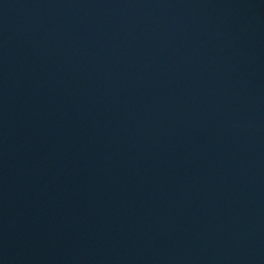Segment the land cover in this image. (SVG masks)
<instances>
[{
    "label": "water",
    "instance_id": "95a60500",
    "mask_svg": "<svg viewBox=\"0 0 264 264\" xmlns=\"http://www.w3.org/2000/svg\"><path fill=\"white\" fill-rule=\"evenodd\" d=\"M0 264H264V0H0Z\"/></svg>",
    "mask_w": 264,
    "mask_h": 264
}]
</instances>
